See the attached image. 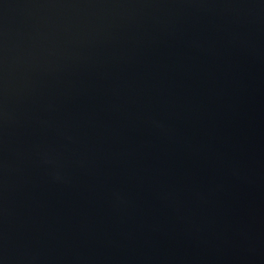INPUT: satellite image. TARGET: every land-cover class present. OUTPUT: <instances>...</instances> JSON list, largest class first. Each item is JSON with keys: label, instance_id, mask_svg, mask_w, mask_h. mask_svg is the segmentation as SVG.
Wrapping results in <instances>:
<instances>
[{"label": "water", "instance_id": "water-1", "mask_svg": "<svg viewBox=\"0 0 264 264\" xmlns=\"http://www.w3.org/2000/svg\"><path fill=\"white\" fill-rule=\"evenodd\" d=\"M0 264H264V0H0Z\"/></svg>", "mask_w": 264, "mask_h": 264}]
</instances>
